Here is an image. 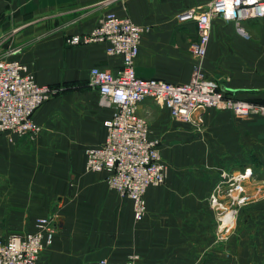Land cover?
Wrapping results in <instances>:
<instances>
[{
	"label": "crops",
	"instance_id": "obj_1",
	"mask_svg": "<svg viewBox=\"0 0 264 264\" xmlns=\"http://www.w3.org/2000/svg\"><path fill=\"white\" fill-rule=\"evenodd\" d=\"M208 1L0 0V39L6 37L7 44L22 49L14 57L28 64L40 84L88 80L93 66L117 71L122 66V56L108 54L106 43L71 46L66 38L90 32L105 14L114 12L148 27L136 59L139 77L186 83L194 65L190 42L197 39L198 30L195 22L178 24L175 16L183 10L201 8ZM236 25L232 20L213 19L205 72L227 94L264 104V18L243 21L247 34L239 32ZM92 92L95 98L87 103L89 107L77 108L69 114H44V105L38 108L33 115L36 123H55L35 141L20 136L10 140L6 134H0V169L7 174H13V169H39L37 155L44 151H58L54 155H61L60 160L41 162V168L50 171L41 175L38 172L33 184H27V176H14L11 188L6 184L5 191L22 193L16 199L29 203L26 208L18 207L16 215L42 216L45 214L40 213L50 211L60 201L63 222L54 238L55 252L72 250V257L85 260L82 264L103 258L123 262L135 252L142 260H157V264L264 260V193L247 188L249 192L242 202L234 206L233 213L238 218L227 242L216 241L217 208L210 203L221 172L229 169L237 175L244 169H264L263 119H242L229 110L213 108L198 111L199 133L192 137L193 132L185 130L187 144L168 143L162 148L165 152L169 148L184 152L198 146L199 152H214L221 160L173 163L166 183L147 190V213L143 220L137 221L132 200L109 186L106 172L86 170V150L105 140L107 130L103 122L112 112L99 104L98 90ZM138 113L152 122V137L158 138L156 134L165 131L177 136L171 129L173 117L169 110L153 99L140 102ZM71 142L74 158L61 159L70 155ZM225 154H230L229 163L223 159ZM33 155L35 159L28 161L26 157ZM14 173L21 175L20 171ZM36 190H41V196L33 202L35 207L31 210L29 192ZM218 196L224 202L225 196ZM13 201L10 198L8 204Z\"/></svg>",
	"mask_w": 264,
	"mask_h": 264
},
{
	"label": "built area",
	"instance_id": "obj_2",
	"mask_svg": "<svg viewBox=\"0 0 264 264\" xmlns=\"http://www.w3.org/2000/svg\"><path fill=\"white\" fill-rule=\"evenodd\" d=\"M217 17L235 21L239 32L247 34L241 23L264 18V0H209L201 8L182 12L179 19L195 22L198 37L190 44L194 59L191 78L179 84L137 75L136 59L148 27L136 24L129 16L109 12L90 32L66 38L71 46L106 43L108 54L123 58L117 71L99 66L89 71V84L98 90L102 106L111 108L112 112L103 122L107 130L105 140L86 150L85 167L91 172H106L109 186L132 200L134 217L138 221L147 213V190L162 184L168 169L159 140L151 136L147 119L138 113L140 102L151 98L169 110L174 119L183 121H192L198 111L209 108L229 110L243 119L264 116L263 103L227 94L205 72L213 19ZM6 39H0V47ZM7 46L0 51V134H6L10 140L14 136L35 138L42 128L33 115L55 97L58 90L52 85L38 83L29 67L14 57L22 49ZM240 189L241 185L235 188ZM217 200L213 198L214 202ZM36 226L33 232L0 236V264H39L41 253L53 243L55 232L50 216L39 218ZM87 264L142 263L139 255L134 254L123 262L103 258Z\"/></svg>",
	"mask_w": 264,
	"mask_h": 264
},
{
	"label": "rangeland",
	"instance_id": "obj_3",
	"mask_svg": "<svg viewBox=\"0 0 264 264\" xmlns=\"http://www.w3.org/2000/svg\"><path fill=\"white\" fill-rule=\"evenodd\" d=\"M184 11L186 10L178 12L175 16L176 22L178 24H187L189 22H193V21H181L179 19V15ZM237 29H238V26H237ZM5 44L7 46L9 43L7 44V42H5ZM5 44L0 47V51H2L6 47ZM26 65L28 66V64ZM52 86L57 88L58 93L55 95V97H53L52 99H50L49 101L43 104L44 107H42L43 108L42 111L44 114H47V113L58 114V115L69 114V113L76 111L77 108L89 107V104L87 103H89L95 98L94 92H92V90H95V88L89 84L87 79H73L70 81H64L58 84H54ZM99 104L102 105L101 103ZM252 118H260L264 120V116H256ZM171 120L173 121L171 125L172 126L171 129L174 130L173 132L177 134V136H172L171 133L167 134V131L161 132L159 134L157 133L158 135L155 133L156 136L158 137L157 139L160 142V145H159L160 150L162 149L161 151L162 158L168 167L164 182L158 186H161L166 183L169 177L170 171L172 169L173 163H177L181 161H194L197 163L208 161L212 163H219L218 160H221V157L220 156L216 157L217 154L214 152L207 153V154L199 152L198 146L191 147V151L189 150V151L183 152L182 150H176V149L169 148L167 150L168 152H165L162 148L163 144L171 143L169 144V146L187 144L188 136H184L185 134L184 131L186 130L191 133L193 132L192 137L197 135L199 133V122H201L199 116L197 115H195L194 120L192 121H183V120H178L174 118H172ZM147 121L150 126L152 122L150 121V119H147ZM54 123L55 121H50V122L44 121L43 123H41V125L39 124L42 128L41 132L42 131L46 132L48 130V127L53 128ZM150 130H151V126H150ZM39 134L35 138L27 137V139H29L30 141H35L38 138ZM73 147H74V143L71 142L70 155L68 156V158L66 157V155H63L61 159L70 160L71 158L72 160V158H74V150H73L74 148ZM171 150H174V151H171ZM55 152L59 153L58 151H52V152L44 151V153H39L37 155V158H38L37 161L40 162L39 169H34L35 167H27L28 169H13L14 172H17V173H19L20 171L21 175L14 173L12 169L9 171L13 172V174H10V173L7 174L5 169H0V199H1L0 200V236H4L5 234L10 233L11 231L12 233H18V234H25L28 232H33L36 230L37 220L45 216L51 217L55 236L56 234H58L59 231H61L60 224L63 222L62 220L63 218L59 214V210H60L59 208L61 205L60 201H58L59 205L55 203V205H53V208L50 211L40 213V214H45V215L19 216V215H16L14 212L18 209V207L20 208L28 207L29 206L28 201L19 202L16 199L17 196L19 197L23 196L22 193L17 194L14 192L12 193V192L5 191V187H7L6 185L7 183L10 184V188L13 187L11 185L12 183L10 182V180L14 176L15 177L17 176L26 177L27 176L26 177V180L28 181L27 184L31 185L37 179L38 172L41 175L42 172L50 171L49 168H41L43 167L41 162L47 163L50 160H56V159L60 160L61 155L55 156L54 155ZM225 155L223 159H226L225 160L226 163H229L230 157L228 156L230 154H225ZM33 157L34 155L32 157L27 156L26 158L28 159V161L29 160L33 161L35 159ZM243 171H244L243 173L239 172L240 174H237V175L231 174L229 169L224 171L223 173L221 172V175H220L221 178L216 183L214 190L212 192L210 203L212 206H214V208L215 206L217 208V211H216V222H217L216 241L217 242H227L230 239V236L232 235V233L234 232L235 230L234 227H236L237 218H238V216L236 217L235 213H233V211L235 210L234 206H238L242 202V198L244 194L249 191H252L255 193H261V194L264 193V169L259 168L258 170L257 169L252 170V168H250V169H244ZM65 172L69 174L68 170H65ZM241 175H246V177L244 178L240 177ZM236 184L238 186L241 185L242 189L238 191L235 190L237 186ZM152 187H156V186H152ZM247 188L249 189V191H247ZM29 194L31 197V210H33V208L35 207L33 205L34 204L33 202L37 200L39 196H41V190L30 191ZM218 195L225 196V199H222L224 200V202L220 200V197ZM13 197L15 199H13ZM122 197H126V196H122ZM214 197L218 198L217 202L213 201ZM233 197H235L236 199H234ZM10 198L12 200H15V203L13 201L10 204H8V201L10 200ZM145 199H146V195H145ZM228 199H230L229 202H227ZM146 203H147V200H146ZM258 236L260 239L258 240V242H261L262 235L259 234ZM256 238H257V235H256ZM53 243L51 245L46 246L43 249L39 257V260H40L39 264H75V263L82 264L85 261V260H77L75 257H72V255L74 254L72 250H65L63 251V254L60 252L56 253ZM134 254L139 255V260H140V263L142 264L143 263L144 264H157V260H146L145 261V260H142L141 255L139 253L135 252V253H132L131 255H134ZM203 264H264V260H204Z\"/></svg>",
	"mask_w": 264,
	"mask_h": 264
}]
</instances>
